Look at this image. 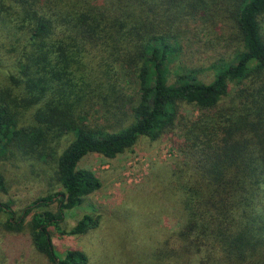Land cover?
Here are the masks:
<instances>
[{"label": "trees", "instance_id": "1", "mask_svg": "<svg viewBox=\"0 0 264 264\" xmlns=\"http://www.w3.org/2000/svg\"><path fill=\"white\" fill-rule=\"evenodd\" d=\"M12 2L23 42L0 81V161L50 169L58 190L18 212L0 206L5 227L20 229L28 217L49 263L86 264L79 249L59 255L49 235V228L78 235L96 225L85 213L61 227L64 212L100 187L77 162L89 152L112 158L140 136L167 137L177 151L168 187L178 216L151 263L264 264V0ZM6 7L0 0V11ZM191 24L236 41L229 57L211 64L209 81L193 67L170 79ZM190 37L187 44L200 38ZM131 73L132 85L122 78Z\"/></svg>", "mask_w": 264, "mask_h": 264}, {"label": "rangeland", "instance_id": "2", "mask_svg": "<svg viewBox=\"0 0 264 264\" xmlns=\"http://www.w3.org/2000/svg\"><path fill=\"white\" fill-rule=\"evenodd\" d=\"M3 2L9 8L0 11L2 82L6 74L13 71V56L18 54L23 42L12 27L13 2ZM192 30L188 36H181V40L186 38L181 42L184 45L169 63L171 80L176 70L193 67L202 80L209 81L211 64L219 57H229L235 48L236 41L234 38L229 40L231 34L224 30L207 28L199 31L196 26ZM193 33L200 37L199 40L187 44ZM261 33L264 35V15ZM123 77L130 80L132 73ZM184 112L191 116L197 114L188 105L184 106ZM176 156L177 151L167 137L150 139L146 136H140L130 148L112 158L95 152L86 153L77 162V167L92 170L100 180V187L83 197L79 205L64 212L61 227L70 228L85 213L95 217L97 222L78 235L59 234L49 228L55 251L61 255L66 248L79 249L87 257L86 264H155L151 263L150 254L174 229L178 216L177 195L168 187L169 164ZM50 171L31 170L25 164L15 167L13 163L0 161V174L5 184V190L0 189V206L7 204L18 212L38 196L57 191V186L50 185L53 181L49 177ZM27 221L28 217L20 229L7 228L0 211V264H52L36 249Z\"/></svg>", "mask_w": 264, "mask_h": 264}]
</instances>
